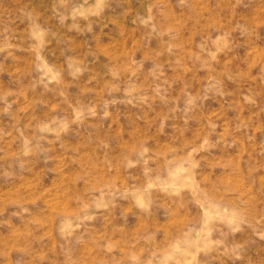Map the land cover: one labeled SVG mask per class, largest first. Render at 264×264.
I'll return each mask as SVG.
<instances>
[{"label": "rangeland", "instance_id": "1", "mask_svg": "<svg viewBox=\"0 0 264 264\" xmlns=\"http://www.w3.org/2000/svg\"><path fill=\"white\" fill-rule=\"evenodd\" d=\"M0 264H264V0H0Z\"/></svg>", "mask_w": 264, "mask_h": 264}]
</instances>
